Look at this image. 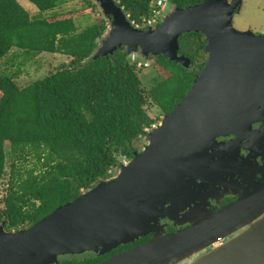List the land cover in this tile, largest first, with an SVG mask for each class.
Here are the masks:
<instances>
[{
    "label": "water",
    "instance_id": "obj_1",
    "mask_svg": "<svg viewBox=\"0 0 264 264\" xmlns=\"http://www.w3.org/2000/svg\"><path fill=\"white\" fill-rule=\"evenodd\" d=\"M91 1L108 26L93 59L124 47L129 58L151 62L161 55L188 68L179 37L195 32L206 38V64L184 98L146 135L145 147L112 169H118L113 180L83 190L29 228L8 231L0 224V264H51L61 253L109 251L158 231L159 217L173 218L196 196L186 176L208 179L212 173L207 143L246 126L264 107V35L233 26L241 0L172 6L159 25L146 28L134 26L117 0ZM190 221L186 229L157 233L100 264H264V179L220 211L201 209ZM212 245L218 249L210 251Z\"/></svg>",
    "mask_w": 264,
    "mask_h": 264
},
{
    "label": "trees",
    "instance_id": "obj_2",
    "mask_svg": "<svg viewBox=\"0 0 264 264\" xmlns=\"http://www.w3.org/2000/svg\"><path fill=\"white\" fill-rule=\"evenodd\" d=\"M30 1L38 9L36 15L18 0H0V61L13 48L31 56L57 53L71 60L26 87H19L13 75L0 74V182L10 160L8 186L0 197V224L8 231L33 225L106 178L112 168L129 162L133 142L161 120L151 116L149 103L164 115L172 111L206 57L201 33L182 34L179 53L195 57L193 66L186 69L155 56L152 65L161 76L146 92L138 71L142 60L129 58L126 48L92 58L107 23L95 21L81 32L75 23L95 11L91 0H83L86 6L79 10L44 17L58 0ZM117 1L134 26L148 27L144 23L152 17L154 0ZM169 1L184 7L201 0ZM30 157L36 167L23 169Z\"/></svg>",
    "mask_w": 264,
    "mask_h": 264
},
{
    "label": "flooded vegetation",
    "instance_id": "obj_3",
    "mask_svg": "<svg viewBox=\"0 0 264 264\" xmlns=\"http://www.w3.org/2000/svg\"><path fill=\"white\" fill-rule=\"evenodd\" d=\"M169 5L167 7L168 11L173 6L169 7ZM204 52L206 57L201 60L203 67L208 57L205 50ZM185 56L191 61L188 67L190 68L193 66L196 58ZM141 146L142 148L139 150H136V148L132 150L133 155L145 147V142H142ZM207 147L212 173L208 179L186 176V183L190 182L192 190L196 191V196L191 198L186 205L183 204V208L177 213H171L173 218L167 216L159 217L158 223L160 225L155 227L158 231L149 232L134 240L125 241L109 251L98 247V249L84 252L61 253L57 258V262H52L51 264L103 263L125 251L145 244L157 233H175L188 228L191 225V214L198 210L203 209L215 213L237 201L252 182L264 179V107L258 109L257 114L253 116L246 126L243 125V127L239 126L235 129L231 128L230 130L221 132L207 143ZM112 169L109 175L98 183L103 180H113L117 173L112 171ZM98 183L94 186L98 185ZM221 244L222 241H219L218 245ZM209 249L210 251H214L218 248L212 245ZM194 259L196 257H193L192 260ZM207 261L211 260L207 259Z\"/></svg>",
    "mask_w": 264,
    "mask_h": 264
},
{
    "label": "rangeland",
    "instance_id": "obj_4",
    "mask_svg": "<svg viewBox=\"0 0 264 264\" xmlns=\"http://www.w3.org/2000/svg\"><path fill=\"white\" fill-rule=\"evenodd\" d=\"M18 1L24 8L29 10L32 15H36L38 13L37 7L31 3L30 0ZM95 5V11L91 13V15L76 18L75 23L79 32L86 29L93 22H101L104 19L102 11L98 8L97 4ZM84 6H86V3L83 0H58V5L56 8L51 12H44L42 16H48L52 12L65 13L72 10H79ZM170 6L171 5H169V7ZM232 24L239 31H251L254 34L264 35V0H241L240 10L234 14ZM107 29L108 26L102 36L105 34ZM70 60L71 58L69 56L62 54L40 53L31 56L27 55L21 50L13 48L12 51L0 61V74H11L13 75L19 87H26L35 80L41 79L44 76L56 71L62 65H67ZM153 63L154 60L151 62L142 60L138 65L139 76L142 81V88L146 92L149 91V89L154 85L155 81L159 80L161 76L158 69H155V67L152 65ZM149 108V112L152 117H158L162 120L164 114L154 103L150 102ZM161 120L157 122H161ZM145 137L139 138L133 142V146L136 148V150L142 148L141 143L144 142ZM9 148L10 145L8 142H6V151H9ZM35 162V158L30 157L28 162L23 164V169H31L36 167ZM117 170L118 169L115 168L112 171L117 172ZM6 172L7 174L0 182V197L5 195V190L8 186V181L10 178L9 159Z\"/></svg>",
    "mask_w": 264,
    "mask_h": 264
},
{
    "label": "built area",
    "instance_id": "obj_5",
    "mask_svg": "<svg viewBox=\"0 0 264 264\" xmlns=\"http://www.w3.org/2000/svg\"><path fill=\"white\" fill-rule=\"evenodd\" d=\"M169 0H154V3L152 5V17L151 19L147 20L146 23H144V26H156L158 22L161 21L163 15L166 13L167 6L169 4ZM139 27V26H136ZM144 28V27H141ZM160 122H156L152 124L150 127H147L145 129V132L148 134L151 132L154 128H156L159 125ZM124 164H127V162H124Z\"/></svg>",
    "mask_w": 264,
    "mask_h": 264
},
{
    "label": "clouds",
    "instance_id": "obj_6",
    "mask_svg": "<svg viewBox=\"0 0 264 264\" xmlns=\"http://www.w3.org/2000/svg\"><path fill=\"white\" fill-rule=\"evenodd\" d=\"M133 24V23H132ZM134 25V24H133ZM140 28V27H139Z\"/></svg>",
    "mask_w": 264,
    "mask_h": 264
}]
</instances>
